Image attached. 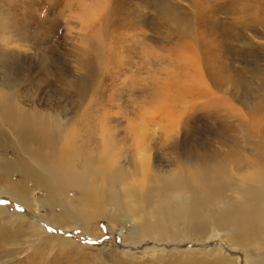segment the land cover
I'll list each match as a JSON object with an SVG mask.
<instances>
[{"label":"rangeland","instance_id":"rangeland-1","mask_svg":"<svg viewBox=\"0 0 264 264\" xmlns=\"http://www.w3.org/2000/svg\"><path fill=\"white\" fill-rule=\"evenodd\" d=\"M66 82L70 92L63 89ZM0 84L14 88L24 102L34 99L44 111L52 105L56 118L42 122L45 127L63 122L58 106L63 97L70 98L72 167L84 164V158L71 151L76 142L104 131L127 140L113 143L133 151L138 170L142 162L150 171L168 175L178 169L181 150L226 151L213 137L222 130L230 143L240 138L241 148L264 151V137L249 123L239 126L253 117L264 89V0H0ZM5 126L0 117V130H8ZM256 126L264 129V123ZM141 174L137 171L130 178L141 180ZM185 177L193 179L187 172ZM220 181L219 193L243 184L229 166L221 170ZM233 197L243 201L237 206L250 205L244 195ZM79 198L70 189V252L60 246L37 250L46 239L42 234L26 252L20 246L4 247V264L32 259L42 264H182L210 259L207 254L219 240H193L207 235L203 226L210 225L202 211L209 209L226 212L219 243L229 241L231 199L221 205L215 197L211 206L189 199L199 212L197 226L191 227L178 225L160 211L158 198L151 208L111 205L106 216L89 220L81 214L89 217L90 209H83ZM0 205L18 211L7 198ZM41 215L51 225L52 212L42 210ZM55 225L46 228V235L62 232ZM88 240L97 245L87 246Z\"/></svg>","mask_w":264,"mask_h":264},{"label":"bare ground","instance_id":"bare-ground-1","mask_svg":"<svg viewBox=\"0 0 264 264\" xmlns=\"http://www.w3.org/2000/svg\"><path fill=\"white\" fill-rule=\"evenodd\" d=\"M25 27H31L30 21ZM64 85L63 89L70 92V84L66 82ZM62 99L63 102L57 106L64 112L63 122L45 127L41 126L42 122L56 118L52 105L44 111L34 99L24 102L14 92V88L0 84V117L8 125V130H0V200L7 198L18 208V211L10 212L0 205L1 264L8 262L4 260L8 253L4 247L13 249L20 246L26 252L27 248L38 243L36 237L39 235L40 238L42 234H45L46 239L39 243L37 250L44 252L49 247L60 246L64 248L61 250L70 252V238L66 232V229L70 231V223L66 220L70 219V189L80 196L78 204L83 209H90L89 217L81 214L87 220L90 217L106 216V207L111 205L129 207L130 203H134L139 206L137 208H151L153 200L158 198L160 211L178 225L191 227L197 226L194 218L199 212L189 199H199L208 206H211L215 197L221 205L223 200L231 199L234 204L227 206V213L231 214L228 216V226L236 237L233 238L228 231V243H219L221 228L224 227L222 222L227 220L226 212H213L211 209L202 211L205 222L211 227L203 226L204 231L208 232L207 235L193 240L205 244L218 239V245L214 252L207 254L210 259L186 263L182 261V264H264L263 150L248 151L241 148L240 138L230 143L222 130L213 137L226 151L218 148H207L203 153L181 150L178 169L174 174L168 175L163 170L152 172L142 162L138 170L139 164L133 158V151L120 150V145L113 143L115 139L120 144L127 140L104 131L101 134H86L85 138L76 142L71 151L78 153L79 159L84 158V164L72 167L70 98ZM260 99L261 103L253 108V117L239 126L244 128L245 123H249L252 129L264 137V129L256 126L264 123V89ZM97 126L96 122L94 128ZM172 149L176 150L175 147ZM88 151L91 156L86 158ZM9 152L11 158L8 156ZM97 152L100 156L96 158L94 153ZM227 166L232 168L243 184L230 186L219 193L221 170ZM137 171L142 172L143 179L130 178ZM186 172L193 179L186 178ZM40 192L43 197L41 201L37 199ZM234 194L241 197L244 195L245 201L250 205L237 206L243 204V201L234 198ZM55 207L59 208L58 212H54ZM23 209L28 213L20 211ZM42 210L52 212L53 219L49 222L51 225L48 226L44 221ZM54 224L59 225L55 227H59L62 232L53 237L46 235V228ZM47 239L49 241L45 242ZM247 242L250 243L249 247L243 244ZM87 244L89 247L97 245L93 240H88ZM26 263L42 264L33 259Z\"/></svg>","mask_w":264,"mask_h":264}]
</instances>
